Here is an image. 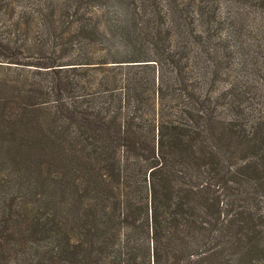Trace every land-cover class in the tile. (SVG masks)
<instances>
[{"label": "trees", "instance_id": "trees-1", "mask_svg": "<svg viewBox=\"0 0 264 264\" xmlns=\"http://www.w3.org/2000/svg\"><path fill=\"white\" fill-rule=\"evenodd\" d=\"M0 264H264V0H0Z\"/></svg>", "mask_w": 264, "mask_h": 264}]
</instances>
